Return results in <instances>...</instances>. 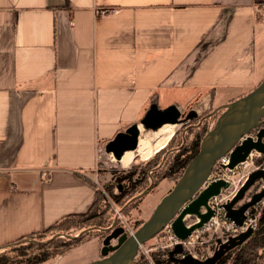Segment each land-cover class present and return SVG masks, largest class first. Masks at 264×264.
<instances>
[{
	"label": "crops",
	"instance_id": "0c3cea01",
	"mask_svg": "<svg viewBox=\"0 0 264 264\" xmlns=\"http://www.w3.org/2000/svg\"><path fill=\"white\" fill-rule=\"evenodd\" d=\"M263 78L264 0H0V249L85 212L97 148L150 103L224 106Z\"/></svg>",
	"mask_w": 264,
	"mask_h": 264
},
{
	"label": "water",
	"instance_id": "95a60500",
	"mask_svg": "<svg viewBox=\"0 0 264 264\" xmlns=\"http://www.w3.org/2000/svg\"><path fill=\"white\" fill-rule=\"evenodd\" d=\"M208 108L209 102L203 97L181 117L182 112L176 104L160 108L156 102H152L139 122L117 132L105 143L104 149L120 160L126 150H134L137 147L139 124L144 129H151L161 122L185 125L203 115ZM225 108L220 121L213 129L207 131L197 154L189 161L173 187L156 204L150 216L132 234H127L123 226H114L102 239L101 257L89 264H133L139 245L157 235L170 220L174 234L180 239L186 238L194 228L207 221L212 215L207 204L208 199L217 194L221 186H227V183L220 180L213 182L194 198L192 196L210 173L214 162L228 151L229 167L243 161L253 149L264 153V78L251 91L226 104ZM255 128L258 129L255 140L247 137L239 141L243 134ZM257 180L264 181V171L261 169L251 172L232 200L224 204L226 216L238 226L242 225L245 219V211L264 198L263 186L252 192L248 200L242 201L245 193ZM201 206L207 211L201 212ZM186 214H195L200 220L186 227L183 222ZM252 231L253 228L248 227L224 242L217 239V247L205 259H198L189 253L184 257L176 256L184 251L180 243L168 251V256L180 264H215L228 251L243 243ZM112 240L116 242L113 244Z\"/></svg>",
	"mask_w": 264,
	"mask_h": 264
},
{
	"label": "trees",
	"instance_id": "16d2710c",
	"mask_svg": "<svg viewBox=\"0 0 264 264\" xmlns=\"http://www.w3.org/2000/svg\"><path fill=\"white\" fill-rule=\"evenodd\" d=\"M206 125V120L198 125L196 119L186 123L175 132L164 149L136 170L131 169L115 177L117 187L121 186L117 193H114L110 188H98L95 201L85 212L67 214L44 230L27 236L37 240L36 242H17L9 248L0 250V264H41L58 257L66 250L94 236H100V239H103V231L99 228L105 229L114 219L111 202L123 206L134 196L137 188L142 189L147 186L149 184L147 173L149 169L152 170L153 176L157 175V178H170L175 174L182 173L189 161L199 151L200 143L206 134ZM104 190L107 191L108 196L104 194ZM134 201H131V204ZM82 229L85 230L82 231ZM78 230V235L74 236L75 231ZM53 231L64 232L70 236L68 238L55 236L46 241L39 240L46 233ZM159 254L158 252L152 253L151 259L154 264H180L176 260H171L169 256L162 257ZM262 263H264V206L257 212L255 226L249 237L224 254L215 264ZM133 264L150 263L147 257L140 253Z\"/></svg>",
	"mask_w": 264,
	"mask_h": 264
},
{
	"label": "built area",
	"instance_id": "2783aa9c",
	"mask_svg": "<svg viewBox=\"0 0 264 264\" xmlns=\"http://www.w3.org/2000/svg\"><path fill=\"white\" fill-rule=\"evenodd\" d=\"M108 10V8H102L99 10V13H105ZM257 130L258 129L255 128L243 134V136L239 138V141L247 137H251V139L255 140ZM229 153L230 151L226 152L214 162L210 173L201 183L197 192L192 196L194 198L201 190L213 182L220 180L227 183V186H221L219 192L215 195H212L208 199L207 204L209 209L212 211V215L207 219V221H205L201 226L194 228L184 239H180L174 234L171 226V220L167 222L161 229L160 234L162 235V238L159 242V246L165 250V257L168 256L169 250H171L177 243H180L184 251L176 254V256L184 257L187 253H189L198 259H205L207 256L211 255L217 247V239H220L221 242H224L228 240L229 237H234L240 232L245 231L248 227L254 228L258 208L264 206V198L245 211V219L240 226L236 225L226 216L224 204L232 200L240 187L248 179L251 172L257 169L264 171V153L253 149L248 153L243 161L238 162L233 167H229ZM104 155H107L110 160H115L111 152L108 153L105 151L104 146L98 147L96 152V159L98 163H102ZM257 160L259 161L257 162ZM255 184L258 185L257 190H259L264 186V181L257 180L253 185ZM252 208L254 211H252ZM200 211L206 212L207 209L204 206H201ZM115 212V218L118 219V222H113V224L108 229H112L114 227L113 225L121 222V224H123L122 226L124 231L127 232V234H132L134 231L127 227L125 223L126 221L123 219L121 212H118V210H115ZM186 216L188 217L186 218ZM199 220L200 219L195 214H186L183 217V222L185 223L186 227L191 226ZM211 238H214L213 249H208L206 252H199V249L202 248L206 242L211 240ZM153 249L150 248L147 250L143 248V244L139 245V250L144 252L148 258V252Z\"/></svg>",
	"mask_w": 264,
	"mask_h": 264
},
{
	"label": "rangeland",
	"instance_id": "374dc122",
	"mask_svg": "<svg viewBox=\"0 0 264 264\" xmlns=\"http://www.w3.org/2000/svg\"><path fill=\"white\" fill-rule=\"evenodd\" d=\"M219 99H221V97ZM205 100L207 102H209V108L203 115L198 117L196 120H197V125L200 124L203 120H206V123H207L206 133H207V131L213 129L217 125V123L220 121V119L222 117V113L226 109L225 105L228 104L229 102L236 100V99H233L229 102H226L224 106L217 105L216 99H209V97H206ZM198 101H199V99L188 101L181 108H179L182 112L181 117L184 116V114ZM161 103H167V97L165 99L162 98ZM194 120H192V121H194ZM192 121H189L187 123H190ZM181 126L182 125L180 123H178L176 127L174 126L173 135L175 134L176 131H178L181 128ZM144 133L153 134L154 132L150 129H144L142 126V130L139 133V137L143 136ZM172 136H171V138H172ZM171 138H169L165 142V144L153 154V156L156 153H158L159 151H161L162 149H164V147L168 144V142L170 141ZM150 158H148V159H150ZM133 159L134 160H132V162L130 164L124 165V164L120 163L119 160L117 161L116 158H115V160H110L107 157V155H104L103 159H102V163H98V168H97L96 179L98 181L99 188H103V189L110 188V189H112V191L114 193H117L120 190L121 186L118 189V187L116 185L117 183H116L115 177L119 174H122L123 172H127L128 170H131V169L136 170L144 162H146L148 160V159H143L138 155H135V157ZM147 173H148L149 184L147 186L143 187L142 189L137 188L136 192L133 194L134 196L132 198H130L127 202H125L123 206H118L117 204H113V202H111L112 210L114 211V217H116L115 210H118V212H121L123 219L126 221L125 223H126L127 227L133 231H135L141 225L142 222H138V221H140V220L144 221L150 216V213L153 211L156 204L173 187L175 181L181 175V173H180V174H175L170 178H167V177H158L157 178V175L156 176L152 175L151 169H149ZM257 186L258 185H256V184L253 185L245 193V198L248 196L250 198L251 193L254 192V190H257ZM104 192H105L104 194H106L108 196L107 191L104 190ZM245 198L242 201H245L246 200ZM131 201L132 202L134 201V203L131 204ZM259 210H260V208H258V211ZM252 211H254L253 208H252ZM187 217L188 216H186V218ZM112 224H113V222L110 225H112ZM110 225L106 226L105 229L99 228V230L103 231V237L108 234V230H109L108 228L110 227ZM115 225L116 226H119V225L122 226L123 224H121V222H119L118 224H115ZM84 230L85 229H82V231H84ZM78 232H79V230L75 231L74 236H77ZM160 233L161 232H159L157 235H155L150 240L143 243L144 249L149 250L150 248H152V249L154 248L153 250H150L148 252V256L150 259L146 256V254L144 252L139 250L135 259H134V262H135L136 258H138L140 253H142L144 256L147 257V260L150 264H154L152 259H151V255L153 252H158V253H160L159 254L160 256L165 257L164 256L165 250L161 246H159V242L162 238V235ZM55 236L68 238L70 235H68L64 232L53 231V232L46 233L45 236L39 240L46 241V240H49L50 238L55 237ZM25 241L36 242L37 240L32 239L30 237H26V238H23L17 242H25ZM101 241H102V239H101ZM213 242H214V238H211V240L206 242L203 245V247L199 249V252H204V251L206 252V251H208V249L209 250L213 249V247H214ZM12 245L13 244L6 246L2 249L9 248ZM2 249H0V250H2ZM150 260H151V262H150Z\"/></svg>",
	"mask_w": 264,
	"mask_h": 264
},
{
	"label": "bare ground",
	"instance_id": "6f19581e",
	"mask_svg": "<svg viewBox=\"0 0 264 264\" xmlns=\"http://www.w3.org/2000/svg\"><path fill=\"white\" fill-rule=\"evenodd\" d=\"M178 123H168L161 122L151 128L154 133H144L138 139L137 147L134 150H126L121 159L120 163L127 165L134 160L135 155L140 156L143 159H148L153 154L159 150L165 142L171 138L174 133V126L176 127ZM139 130L141 132L142 126L139 124ZM118 161V160H117Z\"/></svg>",
	"mask_w": 264,
	"mask_h": 264
},
{
	"label": "flooded vegetation",
	"instance_id": "af4514ba",
	"mask_svg": "<svg viewBox=\"0 0 264 264\" xmlns=\"http://www.w3.org/2000/svg\"><path fill=\"white\" fill-rule=\"evenodd\" d=\"M182 126H184V125H182ZM182 126H181V127H182ZM175 129H176V128H175ZM176 130H177V129H176ZM254 191H257V190H254ZM244 198H245V195H244ZM244 198H243V199H244ZM248 198H249V196L246 197L245 199L248 200ZM235 206H237V204H236ZM112 222H118V219L114 217V219H113ZM110 226H111V225H110ZM113 226H115V225H113ZM113 226H112V227H113ZM110 230H111V229H109L108 232H109Z\"/></svg>",
	"mask_w": 264,
	"mask_h": 264
}]
</instances>
